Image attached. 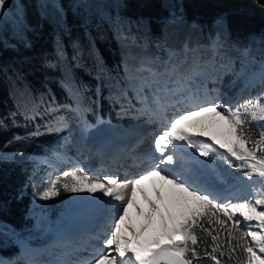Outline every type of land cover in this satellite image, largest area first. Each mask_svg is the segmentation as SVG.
<instances>
[{"label":"snow or ice","instance_id":"6c2138e0","mask_svg":"<svg viewBox=\"0 0 264 264\" xmlns=\"http://www.w3.org/2000/svg\"><path fill=\"white\" fill-rule=\"evenodd\" d=\"M9 7L8 0H0V17L8 14ZM19 38L25 47L31 46L25 35ZM78 47L73 44L74 49ZM222 47L217 37L211 42L213 58L203 63L196 58L187 70L182 69L186 61L174 63L171 58L163 71L144 62L135 71L125 65V78L140 107L127 98L128 89H120L115 101L126 100L122 111L131 105L138 116L146 117L147 124L155 126L151 148L138 154L144 142L141 136L125 151L123 159L131 163L119 162V155L114 157L116 172L99 170L89 175L90 169L86 171L74 161L62 175L51 178L49 172L47 181H41L42 188L33 187L34 198L49 200L61 191L89 193L93 205L103 207L104 215L92 235L70 248L65 246L55 259L36 260L42 250L25 245L22 255L33 257L25 264H199L204 257L222 264L225 258L232 259L237 249L246 257L242 264H264V50L260 59L253 61L256 68L242 64V74L248 77L245 90L255 88L257 82L262 90L254 96L243 97L242 92L229 97L197 82L206 81L209 70L231 69L230 59L217 66L216 57L224 61ZM251 52L245 48L242 54L247 57ZM57 56L66 58L62 46L57 47ZM142 72L149 75H138ZM61 84L74 101L63 108L79 118L83 139L95 126L83 119L84 109L72 81L65 79ZM145 89L150 95H145ZM37 107L26 110L25 119L39 115ZM60 110L59 106H47L50 113ZM11 115L14 118L17 113ZM97 123L104 121L98 117ZM47 128L67 129L68 118L57 115ZM25 157L20 152L13 158ZM221 164L238 169L247 178L240 183H246L248 199L240 196L239 189H220L213 173ZM149 180L153 182L151 192L144 187ZM138 192L143 205L137 200ZM97 193L109 199L97 198ZM83 252L88 256L82 257ZM0 264L6 262L0 260Z\"/></svg>","mask_w":264,"mask_h":264},{"label":"trees","instance_id":"16d2710c","mask_svg":"<svg viewBox=\"0 0 264 264\" xmlns=\"http://www.w3.org/2000/svg\"><path fill=\"white\" fill-rule=\"evenodd\" d=\"M8 4V14L0 17V260L6 264L28 260L22 255V242L44 248L50 240L31 217L40 172L35 156L58 150L64 139V131L47 128L57 115L68 117L63 106L74 103L62 81L70 79L78 90L86 122L95 123L98 117L124 122L131 105L121 110L127 101H115L119 90L128 89L127 98L139 105L125 78L126 64L133 71L141 62L163 71L171 58L174 63L186 61L182 69L187 70L196 58L201 63L213 58L211 42L219 37L224 61L216 57L217 66L230 59L232 67L209 70L208 79L197 82L227 94L243 92V97L262 90L258 82L245 90L248 77L242 74V64L256 68L253 61L264 50V0H8ZM21 34L30 47L21 42ZM58 46L66 52L63 60L57 56ZM245 48L252 50L250 56L242 54ZM145 95H150L148 89ZM49 104L61 110L50 113ZM33 106H38L39 115L25 119V111L31 112ZM11 113L17 115L13 118ZM20 152L26 154L24 159L13 158ZM213 174L224 189H239L244 199L250 195L246 183H240L247 178L238 169L221 164ZM254 187L259 190V184ZM60 247L56 243L47 250L51 260ZM245 261L237 249L222 264ZM199 264L213 262L204 257Z\"/></svg>","mask_w":264,"mask_h":264},{"label":"rangeland","instance_id":"374dc122","mask_svg":"<svg viewBox=\"0 0 264 264\" xmlns=\"http://www.w3.org/2000/svg\"><path fill=\"white\" fill-rule=\"evenodd\" d=\"M247 81V78L245 79V82ZM209 89H213L208 87ZM217 88V87H214ZM219 89V88H218ZM221 93H224V91L220 90ZM225 94V93H224ZM239 95V92L236 94H227L229 97H236ZM140 107V105L136 106ZM76 115L72 112H68V123L69 128L64 129V139L59 146L58 150L46 153L42 155L35 156V158L38 161V166L40 167V172L38 177L35 180V187L42 188L41 181H47L48 173L51 172L53 175L51 178H55L56 175H62V172L65 170H69L71 162H77L80 163L81 167L85 168V170H89L88 174L92 175L93 173L99 171V170H105L106 172H116L118 168V163H110V164H104L106 167H103L102 165L93 163V153H88V150H83L84 148L77 147V143L75 141V137L72 136L74 132L81 133V125L80 123H76L75 117ZM124 118L128 120L127 123L126 120L124 122L120 123H114L109 119L101 118L104 123L98 124L97 121L95 123L88 122V124L93 125L95 127L91 128L88 133H86L87 137H90L91 142H93L95 139V134L100 133L103 130H109L113 133L120 134L117 131H113L109 129L106 125L110 123H114L119 125L124 131L129 132H136V133H143L148 132L147 127L150 124L146 123V117L138 116L135 108L130 107L129 111L125 114ZM73 127V130H72ZM146 130V131H145ZM212 131H215L216 129H211ZM154 131V130H153ZM153 131L147 133L144 138V142L139 145L146 148V151H148L151 148L152 140H153ZM75 133V134H76ZM135 134V133H134ZM123 136V134H120ZM141 137V136H140ZM140 137L138 139H140ZM67 138V139H66ZM150 140V141H149ZM149 142V143H146ZM135 141L129 142L130 146L133 145ZM146 144V145H143ZM93 148V147H92ZM100 148V147H99ZM94 149V148H93ZM83 150V151H82ZM95 150H98L97 148ZM97 153V152H96ZM203 159V158H202ZM67 161V162H66ZM58 162H64L66 163L64 167L58 166ZM119 162H129L126 161L123 158ZM120 172H123V169H120ZM121 177V176H120ZM124 177L122 176L121 179ZM156 181H158V177L154 178ZM152 181H145L144 187L151 192L152 188ZM66 192L61 191L59 196L53 197L49 200H42L38 197L34 198L33 195V207L31 211V217L34 222V226L39 228L41 232L48 234L50 240L47 243L46 247H37V246H30L26 242H22L21 245L24 248L25 245H27L30 248L33 249H41L42 251L35 255L36 260H44L48 261L51 260V257L46 253L47 250L56 243H60L61 247L54 253V259L60 255V253L64 250V247H71L73 244H78L82 240H86L88 236L92 235L97 225L101 222L102 217L104 215V209L101 206H94L93 202L91 200L92 194L89 193H68L65 195ZM97 197V196H96ZM97 198H102L107 200L106 198L102 197L100 194ZM137 200L140 204H144L143 197L137 193ZM235 202V201H234ZM102 212V213H101ZM131 214L133 217H136V210L134 208L130 209ZM85 213V214H83ZM81 215V216H79ZM90 225V226H89ZM247 230V229H246ZM89 251H91L89 249ZM82 257H87L88 252L81 253ZM33 257L28 256V259H31ZM75 259V257H73Z\"/></svg>","mask_w":264,"mask_h":264},{"label":"bare ground","instance_id":"6f19581e","mask_svg":"<svg viewBox=\"0 0 264 264\" xmlns=\"http://www.w3.org/2000/svg\"><path fill=\"white\" fill-rule=\"evenodd\" d=\"M113 122V121H112ZM114 123H116V122H114ZM114 123H106V125H107V127L109 128V129H111V130H113V131H117V132H119L120 134H123V136H121L120 134H117V133H114V136H115V138L117 139H112L111 137H109L108 139H107V141L109 142V143H111L113 146V148L116 150L115 151V153H116V155H119L121 158H123L124 157V154H125V151L128 149V148H130V147H132L133 145H135L136 143H137V141L139 140L138 138L140 137V136H145L147 133H149V132H152L153 130H154V125H149L148 127H147V129L146 130H148V132L146 133V132H141V133H136V132H129V131H124L119 125H117V124H114ZM72 130H73V127H72ZM145 130V131H146ZM76 132H79V131H76ZM76 132H74V134H72V136H74L75 137V141H76V143H77V147L79 148V150H80V148H84L83 150H88L89 152L88 153H93L94 155L92 156L93 157V159H92V161H93V163H97V164H99V165H102L103 167H106V165H104V164H110V163H114V159L111 161V160H105L104 158H102V157H100L99 155L97 156V154L94 152V150H93V146H94V144L96 143V141L98 140V138L96 139H93L94 141L93 142H91V140H90V137L88 138L87 137V135L85 134V137L82 139L81 138V133H76ZM76 133V134H75ZM88 133V132H87ZM135 133V134H134ZM118 139L120 140V142L122 143V142H127V147L125 148V149H122V148H120V146H119V143H117V141H118ZM103 140V139H102ZM104 142H106V140H103ZM133 142V141H135V143H133V145H131L130 146V144H129V142ZM150 141V140H149ZM85 143V144H84ZM146 143H149V142H146ZM143 145H146V144H143ZM82 150V151H83ZM137 152H138V154H143V153H145L146 152V148L145 147H143V146H140L138 149H137ZM202 159V158H201ZM123 163H129V162H123ZM66 163H64V162H58L57 163V165L58 166H61V167H64V166H66L65 165ZM107 168V167H106ZM123 175L121 174V177H122ZM120 177V178H121ZM124 179V178H123ZM97 197L100 195L99 193H97V194H95ZM102 195V194H101ZM246 197L247 198H249L248 197V195H246ZM104 198H106L107 199V197H104ZM109 199V198H108ZM102 213V212H101ZM83 214H85V213H83ZM79 216H81V215H79ZM90 226V225H89Z\"/></svg>","mask_w":264,"mask_h":264}]
</instances>
